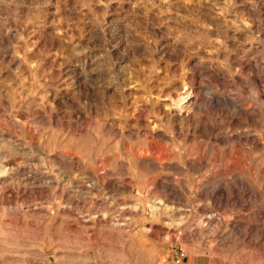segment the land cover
Returning <instances> with one entry per match:
<instances>
[{
    "label": "rangeland",
    "instance_id": "1",
    "mask_svg": "<svg viewBox=\"0 0 264 264\" xmlns=\"http://www.w3.org/2000/svg\"><path fill=\"white\" fill-rule=\"evenodd\" d=\"M261 102L264 0H0V264H264Z\"/></svg>",
    "mask_w": 264,
    "mask_h": 264
},
{
    "label": "bare ground",
    "instance_id": "2",
    "mask_svg": "<svg viewBox=\"0 0 264 264\" xmlns=\"http://www.w3.org/2000/svg\"><path fill=\"white\" fill-rule=\"evenodd\" d=\"M201 86V85H200ZM188 87V86H187ZM186 87V88H187ZM198 89V88H197ZM190 91H189V93H185L186 95H185V97H182L183 98V100H184V98H186L187 96H189V94L191 95V94H193V97H191L190 99H189V102H188V104H189V108H190V106L191 107H194V105L196 104V101H197V99H198V95H196L195 93H194V91H193V89H189ZM204 92V91H203ZM204 93H206V92H204ZM183 94V93H182ZM210 95V94H209ZM181 97V96H180ZM213 98V97H212ZM214 99V98H213ZM218 99V98H217ZM224 99V98H223ZM171 100V99H170ZM180 100H181V98H180ZM216 100V99H215ZM221 100V99H220ZM171 102V101H170ZM181 102V101H180ZM262 104H261V106H260V111H261V118L262 119H264V102H261ZM171 105V104H170ZM173 105V104H172ZM185 105H186V103H185ZM174 106V105H173ZM216 106V105H215ZM229 106H231L232 107V109H233V111L232 112H229V114L230 115H228L227 117L230 119V120H232L233 119V116L236 114V108H238L237 107V105H235V103L234 102H232V103H230V105ZM188 107L187 108H183L182 106H179V105H177L176 106V112L178 113V116H180V117H185V116H188V114H189V111H190V109H189ZM187 111V112H186ZM218 113H215V115L214 116H216ZM246 119H248V120H250L251 119V115L249 114V115H247L246 116ZM204 121V120H203ZM262 122V121H261ZM203 125V122H202V117H199L198 119H196V120H194L193 122H192V128L194 129V131H196V130H198V128L200 127V126H202ZM220 129H219V127H218V125L216 124V122H215V119L213 118V124L212 125H209V127H208V132H209V134L210 135H213L214 136V138H215V140H217V138H218V134H215L216 133V131H219ZM158 134V133H157ZM223 139V138H222ZM220 140V139H219ZM239 140H241V138H239ZM243 140H245V141H247V140H249V138L247 137V135L246 136H244L243 137ZM255 141L256 140H252L251 142H253V143H255ZM147 147V146H146ZM261 150H262V156H264V146L262 145V147H261ZM148 154V153H147ZM5 155V154H4ZM183 155H184V153H183ZM159 157V156H158ZM183 160V159H182ZM137 162V164H142V163H145V168L147 169V170H152V171H156V170H158L159 168H158V166H157V163L155 162V160H153V159H150V158H147V159H143V160H137L136 161ZM184 162V161H183ZM160 165V164H159ZM193 165V164H192ZM191 164H190V166H192ZM201 165V164H200ZM238 165V164H237ZM10 166V160L9 159H7L6 157H1L0 156V181L1 180H3V179H5L7 176H8V174L12 171V169L9 167ZM257 167L258 166H260V168H264V158L262 159V160H260V162L256 165ZM193 167V166H192ZM195 168V167H194ZM200 169V168H199ZM167 180H169V179H167ZM163 181V180H162ZM219 182V181H218ZM226 183V182H225ZM216 184H218V183H216ZM222 184V183H221ZM219 185V184H218ZM227 185H229L230 187H232V188H230V189H233V190H235L236 191V187H237V185H242V183L238 180V178H234L233 180H227ZM210 186H211V184H210ZM212 187H214V186H212ZM216 187V186H215ZM218 190H216V189H214L213 191H211L210 192V194L212 195V193H214V192H217ZM240 191V190H239ZM179 192V191H178ZM183 192V191H182ZM240 192H244V190H242V191H240ZM159 193L165 198V199H169V200H172L173 202H175L176 200H178V196L176 195V191H174V189H173V187L172 186H170V184H161V185H159ZM159 210H161V213L164 211V209H162L161 207H159ZM174 215V213L172 212L171 213V216H173ZM178 215V214H177Z\"/></svg>",
    "mask_w": 264,
    "mask_h": 264
}]
</instances>
